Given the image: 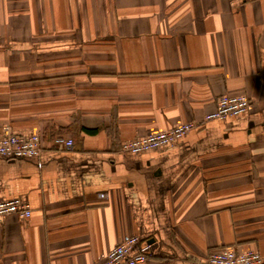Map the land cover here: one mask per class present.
Listing matches in <instances>:
<instances>
[{
  "label": "crops",
  "instance_id": "1",
  "mask_svg": "<svg viewBox=\"0 0 264 264\" xmlns=\"http://www.w3.org/2000/svg\"><path fill=\"white\" fill-rule=\"evenodd\" d=\"M225 94L248 110L204 121ZM189 121L173 144L122 148ZM6 125L41 152L0 156V200L31 209L4 217L0 264H99L132 235L144 264L264 258V0H0Z\"/></svg>",
  "mask_w": 264,
  "mask_h": 264
},
{
  "label": "built area",
  "instance_id": "2",
  "mask_svg": "<svg viewBox=\"0 0 264 264\" xmlns=\"http://www.w3.org/2000/svg\"><path fill=\"white\" fill-rule=\"evenodd\" d=\"M254 1V0H240ZM250 106V99L244 94H225L217 101L216 109L205 116L204 121L225 119L244 114ZM200 124L189 121L181 122L170 128L150 132L145 136L126 140L122 148L132 153L146 152L151 149L173 144ZM41 139L38 133L19 135L6 125L0 133V156L5 158H28L41 152ZM55 143L71 147L73 140L57 136ZM16 214L22 218L31 215L27 202L20 197L0 200V225L7 215ZM151 245L139 244V237L132 235L114 245L99 264H144L148 260ZM263 256L255 249H237L223 247L210 252L208 264H262Z\"/></svg>",
  "mask_w": 264,
  "mask_h": 264
}]
</instances>
